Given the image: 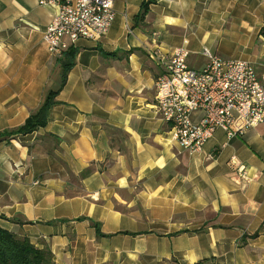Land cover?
I'll use <instances>...</instances> for the list:
<instances>
[{
  "label": "crops",
  "instance_id": "obj_1",
  "mask_svg": "<svg viewBox=\"0 0 264 264\" xmlns=\"http://www.w3.org/2000/svg\"><path fill=\"white\" fill-rule=\"evenodd\" d=\"M147 1L113 0L105 36L52 54L55 9L0 0V227L54 264H264V124L189 155L157 112L152 55L183 47L201 69L208 48L264 76V0H156L140 19ZM70 64L46 126L7 134Z\"/></svg>",
  "mask_w": 264,
  "mask_h": 264
},
{
  "label": "built area",
  "instance_id": "obj_2",
  "mask_svg": "<svg viewBox=\"0 0 264 264\" xmlns=\"http://www.w3.org/2000/svg\"><path fill=\"white\" fill-rule=\"evenodd\" d=\"M55 13L43 31L47 50L59 54L78 39L105 36L115 18L113 0H38ZM183 47L171 55L154 51L161 70L155 80L156 108L176 144L189 155L202 151L221 129L227 137L264 124V76L244 60L226 59L203 48L201 69L189 67ZM202 116L193 120V113Z\"/></svg>",
  "mask_w": 264,
  "mask_h": 264
},
{
  "label": "trees",
  "instance_id": "obj_3",
  "mask_svg": "<svg viewBox=\"0 0 264 264\" xmlns=\"http://www.w3.org/2000/svg\"><path fill=\"white\" fill-rule=\"evenodd\" d=\"M155 2L156 0L144 2L138 17L141 19L148 12L149 5ZM261 34L264 35V27L261 29ZM71 66V64L63 66L59 89L48 92L40 107L26 119L25 123L13 131L7 132V134H27L46 126L48 112L57 103L55 97L64 86ZM1 135H5V133ZM97 233L100 235L99 230H97ZM206 261L207 259L196 264H205ZM0 264H54V260L53 254L48 247L38 248L28 238L19 237L15 233L0 227Z\"/></svg>",
  "mask_w": 264,
  "mask_h": 264
}]
</instances>
